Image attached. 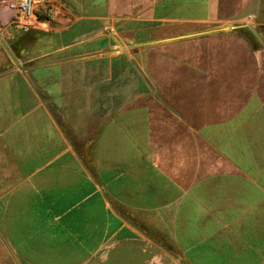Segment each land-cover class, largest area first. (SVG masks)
<instances>
[{
	"label": "crops",
	"instance_id": "1",
	"mask_svg": "<svg viewBox=\"0 0 264 264\" xmlns=\"http://www.w3.org/2000/svg\"><path fill=\"white\" fill-rule=\"evenodd\" d=\"M55 1L0 0V264H264V0Z\"/></svg>",
	"mask_w": 264,
	"mask_h": 264
},
{
	"label": "built area",
	"instance_id": "2",
	"mask_svg": "<svg viewBox=\"0 0 264 264\" xmlns=\"http://www.w3.org/2000/svg\"><path fill=\"white\" fill-rule=\"evenodd\" d=\"M57 7L55 0H17L12 6L15 12L10 24L12 31L26 32L40 24L54 21Z\"/></svg>",
	"mask_w": 264,
	"mask_h": 264
},
{
	"label": "water",
	"instance_id": "3",
	"mask_svg": "<svg viewBox=\"0 0 264 264\" xmlns=\"http://www.w3.org/2000/svg\"><path fill=\"white\" fill-rule=\"evenodd\" d=\"M232 29H243V30L247 31L264 48V40H263L262 35H261L263 30L258 29V28L254 27L248 23L236 24L232 27ZM11 58L13 59L14 64L17 66V63L14 60V58L12 56H11Z\"/></svg>",
	"mask_w": 264,
	"mask_h": 264
}]
</instances>
